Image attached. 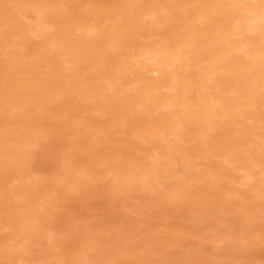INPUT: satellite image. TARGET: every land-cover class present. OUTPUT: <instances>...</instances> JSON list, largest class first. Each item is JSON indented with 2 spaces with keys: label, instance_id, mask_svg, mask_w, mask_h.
<instances>
[{
  "label": "bare ground",
  "instance_id": "6f19581e",
  "mask_svg": "<svg viewBox=\"0 0 264 264\" xmlns=\"http://www.w3.org/2000/svg\"><path fill=\"white\" fill-rule=\"evenodd\" d=\"M69 1H9L7 4L10 6L11 14H0V31L2 32L0 39H4L3 41L1 40L0 49L7 56H13L12 58L14 59V61L12 58H10L12 61H7L8 58L6 61L3 60L6 63L2 64L4 66L0 68V110L5 116L8 115L6 120H3L0 124V171L5 170V168L7 169V186L9 184V186L13 187L14 185L15 189L12 193H7L4 192L6 189L0 187V197L3 198L1 202L4 209V217L0 220V228H7L10 231L9 235L0 237V256L4 255L7 257L8 252H11L13 248L22 246L25 244V241L29 240V236L39 233L45 239L50 249L56 248L59 244H57L58 237L61 236L57 233L58 231L56 232L54 228L50 227L39 229L40 223L38 221H40L39 218L43 212V202L46 201H43L44 197L56 196L55 194L56 192L58 193L60 188H68V190L74 188L71 190L81 192L83 191L81 189L85 186V181L83 182V186L82 182L79 181L80 179L95 182L102 176L101 173H94L90 169L89 163L91 162L89 158L85 161L79 160L78 154L74 152V149H80L79 140L68 148V150L70 149L68 156L58 157L64 159H61L59 165L56 164L57 162L55 163L50 172L51 177L47 181H45V173L48 170H34L31 168L34 171H29L32 155L28 147L33 144V141L29 140L30 138H27L28 141L25 140L22 135V130L29 133L28 116L22 112H27L29 108L38 110L39 113L45 112L46 108L52 107L49 106L50 103H56L59 100L63 101L67 94L61 89L57 82V79L58 81L61 79L57 77V74H54L53 70L48 77H39V74L37 75L36 73L35 75L33 73V78H30L29 83L26 84L23 81V79H26V77L23 78L24 75L31 73L32 70L30 68L33 65L30 62L25 63L26 61H23L26 58L24 56L27 55L24 51H18L23 50V48L26 50L27 48L25 47L26 38L20 37L26 34H30L38 39L48 36L47 45L44 46L43 44L42 47L41 44V48L47 49L43 50V52H57L58 57L56 58H58L62 65L63 72H66L69 76L67 77L69 80L66 78L67 83L69 81L70 84L71 81L76 82L77 80L75 81V79L80 78L81 76L79 77V75L87 70L108 67H106L105 71H109V74H106L107 72L102 70L105 84L100 89L86 86L85 88L82 87L83 89H79L78 92L73 91V93H77L76 97H80V101L82 100V103L85 104L81 113L101 112L103 115L109 116L108 123L111 124L110 127L112 128L127 126L132 121L139 123V117H144L143 120L140 118L142 120L140 123L144 127L137 134V137L143 142L150 143V150L143 158H147V160L152 159L154 162L152 161L147 164L142 160L134 162L130 157L128 158L131 159L129 161L122 157L121 154H119V156L121 155L120 158H124L125 160L119 161V158H117V161H115L116 156L114 155L99 154L100 160H102L100 161L101 163L96 165H107L105 167L107 169H104L106 172L103 174L104 178L105 176L107 177L105 179H108L113 192L118 194L120 192L123 193L125 190L132 192L143 189L147 191L144 194H156L158 200L163 197V194L169 198L173 197V199L182 200L185 197L184 189L190 188V185L199 182L201 184L206 183L210 178L214 180L224 179L236 184V186H245L243 187L244 189L248 187L246 189L248 190L246 191L247 193L243 190L242 193H245L244 195L237 193L239 189L231 192V189L228 187L229 189L226 190L228 198L225 201L231 206L234 205L232 203L234 196L242 197L241 201L244 207H241L242 204H240V207L238 205V209L236 206L234 207L240 213L239 215L242 216L243 220L241 223H244L242 225L243 229H247L246 226L248 225L249 227L257 219L264 220V216L260 214L264 212V115L260 116L256 114L257 110L253 109L262 107L263 110L261 109V111L264 113V0H192L193 6H191V9L188 3L182 4L180 22L173 28V31L176 30L178 32L175 31V35L168 36H165L163 32L164 27L171 24L175 13V6L177 5L176 2L182 0H116L114 5L107 9L99 7L98 3L94 2L92 6L91 3L84 1V4L89 3L92 6L90 8L88 6L87 9L91 13H85L84 17L76 24L71 22V15L69 16L67 11L62 10L63 7H68ZM172 1H175V4H171ZM78 4L81 5L82 2ZM30 15H33L31 18L36 20L35 23H31ZM147 21H150L149 28L146 27L147 30L151 29L153 31L148 34V37H152L154 40L142 42L137 36L146 38L144 28ZM4 27L11 28L9 30L12 31L13 29V31L9 32L8 30L5 33ZM71 31L72 34L74 32L78 33V39L74 37L72 44L63 42V35L70 37ZM13 36H15L16 41H13ZM17 36L19 37L18 40ZM8 37L10 39H7ZM36 53H34L35 56L38 55ZM5 54L4 56H6ZM42 58L41 60L45 61V58ZM36 62L38 63V61ZM15 63L17 66L19 65L18 68L21 67L19 68V73H25L21 79L17 77V82L13 80V78L15 79L13 73ZM109 68L112 70H109ZM190 70L191 74H187ZM99 79L102 78L100 77ZM63 80L65 81V79ZM74 84L71 85L74 86ZM127 90H131L133 92L132 95L122 98V94H125ZM66 91L68 92V89ZM191 91L197 92L194 98H191L193 94L192 96L189 95V93H193ZM199 98L201 100H198ZM65 104L64 101L60 103L59 109L62 112L61 115H67L66 117H70L71 119V123L67 124V127L69 126L71 130L67 135L68 137L74 138L76 141L77 135H80V133L85 135V133L91 130L95 131V129L101 132V134L104 133V130L95 126L93 122L85 119L81 120V118L74 116L73 113L71 114V111L66 108L67 104ZM163 111H167V114H164L165 116L162 117L160 116L163 114L155 117L158 118L157 120L159 121H157L154 115H158ZM136 112L139 114V117L136 115ZM258 112L260 111L258 110ZM78 116L81 117V115ZM239 116L244 118L243 122H252L253 132H255L254 129H259L263 133L258 137L259 134L254 135L251 132V127H249L251 133L249 132L248 134H253L255 139L253 137V140L248 138L252 140H248L251 143H247L246 139L247 144L240 141L239 144L227 145L226 141L223 142L219 138L221 141L219 142L218 140L220 147H224L225 149V151L220 150L221 152L224 151L221 159L230 167L228 174L224 173L225 175L221 176L218 171L219 167H217L213 172L209 169L208 171H204L205 173L203 172L204 174L202 173L203 175L201 176L194 175L195 172L196 174L200 172V162L199 164L192 163L190 158L196 157L191 156L184 149L182 150L183 154L180 153L182 155H179L184 165L181 167L177 165V157L174 155L176 149L173 147L176 143L174 144L173 142L181 141L184 143L190 139H187V133L192 128L187 131V123L192 120L198 121V124H202L205 131L207 130L206 134H208V131H218L220 128L218 122L223 121L227 125L238 123ZM242 118H240V122ZM186 120L189 121L186 122ZM240 126H243V124ZM203 128L202 130L200 128V131L198 127L194 134L204 135L205 138H208L206 134L201 133L204 130ZM238 129L236 128L237 131ZM231 131L229 130V132ZM247 131L249 130L247 129ZM247 131L245 132L247 133ZM262 131H259V133ZM117 132L121 133L119 130ZM91 134H93V137H97L99 133L95 131L94 133L91 132ZM235 136H238V134H235ZM43 137L41 136L40 138L43 139ZM170 137L175 138L171 140ZM215 137L218 138V135L216 134ZM224 137L226 136L224 135ZM224 137L221 139H224ZM40 141V139H37L35 143L43 142ZM235 141L237 142V140ZM182 144L181 146H184ZM209 145H207L208 148L204 146L203 150L201 149L197 153H201V155L205 152L209 153ZM246 145L251 146V150H248L249 152L246 149L249 146ZM215 146L218 147L217 145ZM242 148L246 150V153L239 156L240 154L238 153ZM90 150L85 151L86 154L93 153V149ZM218 156L217 159L219 158ZM108 160H110V163H108ZM1 166L6 167L2 168ZM176 166H179L180 170ZM230 172L240 173L241 178L239 179L241 181L231 176L232 173L230 175ZM0 174H3V177L5 175L3 172H0ZM102 177L100 180H102ZM234 188L232 187L233 190ZM250 191L253 193L252 195L248 193ZM58 196L57 194V198ZM20 199L24 200V202H13ZM50 199L52 198L49 197L48 201L53 200ZM155 201L157 200L155 199ZM155 203L157 206V202ZM238 203L235 204L237 205ZM128 207H125V209ZM52 208L55 207L52 206ZM238 213H236V216ZM222 223L220 224L222 225ZM236 225L238 224H232L233 227ZM214 226H211V228L206 227V232L208 230L211 231ZM232 226H227V228ZM240 227L237 228V232H239ZM235 232H233L235 235L230 232L221 233L222 235L219 234L213 240V243H224L222 248L225 246L226 248L224 249H231L230 251L236 249L237 253L240 252L241 254L249 245H247L248 237L254 235H246L244 230L242 233L244 232L245 235L239 233L236 235ZM42 237L39 236V238ZM91 238L88 235V237L81 240L85 251L88 247L90 250L94 246ZM206 239L209 240L210 238ZM125 240L130 239L125 238ZM202 240H204L203 236ZM119 243L120 245L118 246L121 247L122 244L121 242ZM126 246L125 244L121 248ZM213 247H211L212 250L215 248L219 249L217 246ZM126 248L127 250L129 249L128 246ZM126 248L120 252L117 250L116 253L122 255L126 251L125 253L127 254L129 250L127 251ZM157 249L156 252H158ZM224 249L221 250L226 251ZM74 251L76 252L75 249ZM83 251L74 254L73 257L61 254L55 257L43 258L38 263H33L22 258L20 264H57L65 260H67V264H92L94 256L91 257L87 253L84 256L88 260H81L84 254ZM222 251L219 254L214 253V255L212 251V253L207 255L211 259L215 256V259L213 258L212 261L215 262L217 260L216 264H224L227 262L225 258L226 260H231L232 257L227 256ZM241 257L243 256L237 254L235 259L240 260ZM206 258L204 262L209 259L207 256ZM235 259L233 260L235 261ZM254 259L253 262H255ZM260 259L262 260L263 258ZM222 260L225 262L222 263ZM162 261L159 262L164 264L165 262ZM170 261L172 260L170 259ZM210 261L203 264H210ZM253 262L251 259V263ZM263 262L264 260L260 264H263ZM197 264H200V262L198 261Z\"/></svg>",
  "mask_w": 264,
  "mask_h": 264
},
{
  "label": "rangeland",
  "instance_id": "374dc122",
  "mask_svg": "<svg viewBox=\"0 0 264 264\" xmlns=\"http://www.w3.org/2000/svg\"><path fill=\"white\" fill-rule=\"evenodd\" d=\"M9 1H18V0H0V14H4V13L5 14L10 13L11 14L10 6H9V4H7ZM19 1H27V0H19ZM50 1H52V0H50ZM84 1L91 3V5L94 2L98 3L99 7H104L105 9L112 7L114 5V3L116 2V0H87V1L86 0H70L68 2L69 4L67 5L68 7H63L62 10L67 11L69 16L71 15L70 20H71V22H73V24H76L80 19H82L84 17L85 13H91V12L87 11V9H88V6L90 8L94 4L92 6H90L89 3L84 4L85 3ZM191 1L192 0H182V1L176 2L177 5L175 6V13L173 16V20H172L171 24H168L164 27L163 32H164L165 36L175 35L176 30L173 31V28L175 26H177L180 22L179 19H180V16L182 15V13L180 12L181 11L180 9L182 7V4L188 3V5H190V9H191L192 8L191 6H193ZM81 2H82V4H81ZM78 3H80L81 5H79ZM171 4H175V1H172ZM72 7H74V8H72ZM85 7H86V9H84ZM69 8L70 9L72 8V9L70 10ZM32 16L33 15L29 16V18L32 20L31 23H35L36 20L34 18L32 19L31 18ZM198 25H200V24H198ZM106 26H107V24H106ZM108 26H109V24H108ZM149 26H150V21H147V24L145 25V28H144L145 30L143 29L144 35L146 36V38L143 36H137L140 41L150 42L151 39L154 40V38L148 37V34L153 32L151 29L147 30L146 27L149 28ZM3 29L6 30L5 31V33H6L11 28L4 27ZM3 29H1V30L3 31ZM12 31H13V29H12ZM12 31L9 30V32H12ZM176 32H178V31H176ZM1 33L2 32L0 31V34ZM1 36H2V34H1ZM15 36H13L12 38H14ZM69 36L70 37L63 35V37H64L62 39L63 42H68V43L72 44L74 42V37H75V39H78V33L77 32H74L72 34V31H71V34H69ZM20 37L26 38L25 39V41H26L25 47H27L26 48L27 51L24 48H23V50H18V51H24L27 54L24 56L26 58L24 60L23 59L22 60L24 62L26 61L25 63H27V62L32 63L33 64L32 67H34V68H32V67L30 68V70H32L31 71L32 77H31L30 76L31 73L30 74L27 73L28 75H26L25 73L22 74V72H21V74H20L19 68H21V67L18 68L19 65L17 66V64L15 63V67L13 68V73H14L15 79L13 78V80L17 82V79H18L17 77H19L21 79L22 75L25 74L23 78L26 77V79H28V81H26V79H23V81H25V83L27 84L33 78V73L35 75H36V73H37V75L39 74L38 75L39 77H41V76L48 77L51 75L50 73L53 70L54 74H57V77L59 79H61L59 81L57 79V82L59 83L61 89L66 92L65 94H67V96L65 97V99L63 101H64V103H66L68 105L67 106L65 104L66 108H68V110L71 111V114L73 113L74 116L81 118V120H84V119L87 121L89 120L90 122H93V124H95V126H98L102 130H104V133L101 134V132H99L98 130L95 129V131L99 133L97 137L92 136L93 134H91V132H93V133L95 132L93 130H91L88 133H85V135L80 133V135H77L76 141L74 138L72 139L71 137H68L67 135L70 133L71 130L69 129V126L67 127V124L71 123V119H70V117L67 118L66 117L67 115L66 116L63 114L61 115L62 112L59 109V104L63 102L61 100L57 101L56 103L55 102L50 103L49 106H52L53 108L52 107L51 108L49 107L48 109L46 108L45 112H42V113H39L38 110H35L32 108H29L27 110V112L23 111L22 113L23 114L26 113L28 116L27 119L29 120V127H28L29 133L22 130V135L24 136L25 140L28 141L27 138H30L29 140L33 141V144L28 147V149L30 148V150H31L30 153L32 155L31 156L32 162H31V165H29L30 168L28 166L29 171H34L35 169H39V170L40 169L41 170L46 169V170H48L49 172L47 171V173H45L46 174L45 175L46 176L45 181H47L51 177L50 172L52 170V167L55 166V163L57 162L56 164L59 165L61 163V159H64V158H58V157L68 156V154L70 153V149L68 150V148H70L73 144H75L79 140L78 143L80 145V149H74V152L78 154L77 156H78L79 160L85 161L87 158H89V161L91 162V163H89L90 169H92V171L94 173H101V175L103 177L101 176L102 180H100V178H101L100 177L99 180L95 181V182H91L87 179H84V180L80 179L79 181L82 182L83 186H84L83 182L85 181V186H84V188L81 189V190H83L81 192H78V190H71L74 188H71L69 190H68V188H64V189L60 188L58 193L56 192V194H55L56 196L53 197V195H51V196H45L44 197L43 201L46 200L47 202L46 201L43 202V207H42L43 212L40 215V218H39L40 221H38V223H40L39 229H42L45 227H50V228H54L56 232L58 231L57 233L61 236L58 237L57 244L58 243L59 244L57 245L56 248L53 247V249H50V247L47 244V242L45 241V239L41 235H39L40 233L37 234V232H36L37 235L29 236V240L24 242L25 243V244H23L24 246L22 245V246H18L16 248H13L11 250V252H8L7 257L4 255H1L0 256L1 257L0 258V264H20V260L22 258H25V259L33 262V263H38L39 260H41L43 258L55 257V256H59L61 254L62 255L65 254L67 257H69V256L73 257L74 254H76L78 252H82V250H84L83 251L84 254H83L81 260L82 261L88 260L84 256L85 253H87L91 257L94 256L92 264H163V263L159 262L161 260H163L165 262L164 264H166V263L167 264H169V263L170 264H197L198 261L200 262V264H203V263H207V261L209 262V260L212 261L213 258L215 259V256H213L211 259V258H209V256L207 254L212 253V251H213V255H214V253L219 254V252L221 253V251H222L221 249L226 248L225 246H224V248H222L224 243H218V244L213 243V240L216 239L219 234L222 235L225 232L231 233L232 230H233V232L236 231L235 232L236 235H238V233H239L241 235L246 234V235H254V236H251V237L249 236L250 239L248 237L247 245L248 244L249 245L247 248L244 249V252H241V254H243V255H241L239 251H238L239 253H237L236 249L235 250L232 249V251H230L231 249L228 250V248L224 249L226 251H222V253L225 252V254L227 256L229 255V257H232V259L226 260V258H225V261H227V262L224 263L225 261L222 260V263H224V264H260L262 262V260H264V220L263 219H257L255 222H253L251 225H249V227H248V225L247 226L245 225L247 229H245V228L243 229L242 225L244 223H241L243 220L242 216L239 215L240 213L237 212V209L240 207V204H242L241 207H244V204L241 201L242 197L234 196L235 198L233 197V200H232V203H234V205H232V206L230 204L226 203V201H225V199L228 198V195H226L227 189L230 188L231 192L235 191V189H239L237 193L238 194L241 193L244 195L245 193H242V192H243V190H244V192L248 191V190H246V189H248V187H246L244 189L243 187H245V186H240V185L236 186V184H234L232 182H228L224 179L214 180V179L210 178L206 183L204 182L201 184V182H199L197 184L190 185L191 186L190 188L189 187L185 188L184 189V196L185 197L182 200H176L175 198L173 199V197L169 198L168 196L166 197V195L163 194V197H161V199H159L160 202L157 199L158 196L156 194H154V193L144 194V192H147V191H145L143 189H141V190L138 189L139 191L135 190L132 192L125 190L123 193L120 192L118 194L113 192V190L110 188V183H109L108 179H105L107 177L105 176V178H104V174H103L106 172V170H104V169H107V168H105V167H107V165H102V166L96 165L98 163H101L100 161L102 160V159L100 160L99 154H102V155H104V154L108 155L109 154L110 156L114 155V156H116L115 161H117V158H119V161H123V159L126 158L129 161L131 159H133L134 162H138L139 160H142L146 164L149 162H152V161L154 162V160H152V159H149L150 160L149 161V160H147V158H145V159L143 158L144 155L147 154L148 151L150 150V143L143 142L139 139V137H137V134L144 127L140 123V122H142L144 117L143 116L139 117V114L136 112V115L139 117V120H138L139 123L132 121V123L128 124L127 126H123V127H119V128H112V127H110L111 124L108 123L109 116L107 117L106 115H103L101 112H97V113L96 112H90L89 114L84 113V112L81 113L85 104L82 103L83 102L82 100L80 101V97H78V98L76 97L77 93H73V91L78 92L79 89H81L82 87L85 88L86 86H93L95 88L97 87L98 89H100V87L105 84V82H104L105 79H103L104 73H102V72L104 71V72H107L106 74H109V71H105L107 66L105 68L102 67V69L95 68L94 70L90 69V70L85 71L86 73L84 72L83 74L79 75V77L81 76L80 78L75 79V81L77 80L76 81L77 84H76V82L71 81L72 85L75 83L74 86H72L70 84V81L67 83V79H68L67 77H69V76L66 74V72H63L64 71L63 67L60 64L58 58H56V57H58L57 52L54 53L55 51L54 52L47 51V52H49V53H47L46 51L43 52V50H47V49L41 48V44H42V47H43V44H44V46L47 45L46 41L49 39L48 36H45L46 38L43 37V38L38 39V38H34L30 34H26L23 37L22 36H20ZM7 39H10V37H8ZM18 39H19V37L17 36V40ZM1 40L2 39H0V43H1ZM13 41H16V38H14ZM37 48H38L39 53L37 52ZM39 49H41L42 52ZM2 53H4V51L2 52V50L0 49V60H1L0 61V68H2L4 66L2 64L6 63L5 61L7 60V58H8L7 61H12V59H13L12 58L13 56H7L5 53L4 54L6 56H4V54H2ZM34 53L38 54L41 57H39L38 55L35 56ZM21 54H23V53H21ZM55 54H56V56H55ZM10 58H12V59H10ZM36 58L39 60H37ZM41 58L42 59L45 58V61L41 60ZM48 59H49V61H48ZM3 60H5V61H3ZM40 60H41V62H40ZM13 61H14V59H13ZM35 61H38V63L37 62L35 63ZM37 65H39V66L41 65V66L39 67ZM24 67L28 68L27 66H24ZM35 67L36 68L38 67V68L36 69ZM15 70H17V71L15 72ZM109 70H112V69L109 68ZM97 71H99V72L97 73ZM187 74H191V70ZM63 75H64V77H63ZM97 77H99V78L101 77L102 79H99ZM63 79H65V81ZM67 84H69V86H67ZM65 88L68 89V92L66 91L67 89H65ZM72 89H75V90H72ZM70 91H72V92H70ZM191 92H193V91H191ZM132 93L133 92L131 90H127L125 92V94H122L121 97L126 98V97H128V95H132ZM74 94H76V95H74ZM192 94H193V96H192ZM189 95L192 96L191 98H194L195 95H197V92L189 93ZM75 98H77V99H75ZM198 100H201V99L199 98ZM73 102H75V103H73ZM55 105H56V107H55ZM253 109L257 110L255 112L256 114H259L260 116H262V114L264 115V113H262V111H261V109L263 110L262 107L261 108L260 107L253 108ZM255 110H253V111H255ZM258 110L260 112H258ZM161 114H163V115H161ZM164 114L166 115L167 111H163V112L159 113L158 115H154V118L159 117V115H161L160 117L165 116ZM78 115H81V117ZM7 117H8V115L5 116L3 114V112L0 110V124L2 123L3 120H6ZM66 118L70 121H68ZM140 118H142V120ZM240 118H242V116ZM240 118H239V122L237 120H235L236 122H238L240 124H238V123H235L234 125L230 124L232 128L230 127L229 124L227 125L223 121L218 122V125L220 126L218 131L217 132L216 131H208V134H206L207 130L205 131V129L203 128V125L198 124L199 123L198 121L192 120L187 124L185 123L186 127L188 126V128H186V129H188L187 131H189V129L192 128L188 132L189 134L185 130L187 133V139H189V138L191 139V137H193V139H191V140L189 139L188 141H185L186 143L185 142L183 143L181 141H178V142L174 141L173 142L174 144L176 143V145H174L173 147H174V149H176L174 155L177 157L176 158L178 161L177 165H179L180 167L184 165L182 160H180L181 157H179V155L183 154L182 150L184 149L187 151L188 154L196 157V158H194V157L190 158L192 163L199 164V162H200V166H201V167L199 166L201 168V169H199L200 172H198L197 174L195 172V174L193 173L194 175L201 176L205 173L204 171H206V170L208 171L209 169H211L210 171L213 172L214 169H216L217 167H219L218 171L221 174V176L228 174V172H229L228 170L230 169V167L228 166L227 163L223 162V160L221 159V156L224 155L223 153H224L225 149H224V147L223 148L220 147V144L218 143L219 138L223 142L226 141L225 143H227V145L239 144L240 141L247 144L253 140L252 137L255 139L254 135L259 134L258 135V137H259L263 133L262 130H259L256 128L257 130L254 129V131L256 132V134H255V132H253V129H252V122L250 123L248 121L249 122L248 123L246 121L247 124H245L246 122H243L244 118L241 119L242 120L241 122H240ZM155 119L157 120L158 118H155ZM152 121H154V120H152ZM157 121H159V120H157ZM187 121H189V120H186V122ZM146 122H149V121H146ZM241 123L243 124V126H240V125H242ZM139 124H140V126H138ZM245 125H247V126H245ZM197 126L199 127V130H200V128H201V130H202V128L204 129L201 133L206 134L208 136V138H205L204 135L194 134L197 131L196 129H198ZM249 127H251L252 130ZM70 128H71V126H70ZM108 128H109V130H108ZM229 128H231L232 131ZM236 128L237 129L240 128V129H238V131H237ZM247 129L249 131H247ZM118 130L121 133H118L117 132ZM229 130L231 132H229ZM244 130L247 131V133ZM250 130L252 133H254V135L248 134L250 132ZM191 131H192V133H191ZM259 131H262V132L259 133ZM227 132H229V133H227ZM239 133H243V134L239 135ZM216 134L218 135V138L215 137ZM219 134H220V136H219ZM235 134H238V136H235ZM195 135H196V137H195ZM224 135L226 137H224ZM41 136L42 137L44 136L43 139L40 138ZM45 136H46V138H45ZM222 137H224V139H221ZM170 138H171V140H174L175 137H170ZM248 138H251L252 140H250ZM37 139H40L43 142L40 141L41 143H35ZM204 139H205V141H204ZM215 139H216V142H215ZM246 139H247V141L248 140H250V141H248L246 143ZM256 139H257V137H256ZM220 140H219V142H221ZM235 140H237V142ZM73 141H74V143H73ZM223 142H222V144H223ZM182 143L184 144V146H181ZM178 145L180 148L181 147H183V148H181V150H180ZM207 145H209V147H210L208 149L209 153L207 152L208 155L206 152L203 153V155H201V153H197V152H200L201 149L203 150L204 146H205V148H208ZM215 145H217L219 148L216 147ZM246 146H249V145H246ZM211 147H213V148H211ZM249 147H246L247 151L249 149L251 150V146H249ZM186 148H188V149H186ZM82 149H84V150H82ZM90 149H93V153H91L89 155L86 154L85 151H87V150L91 151ZM94 149H96V150H94ZM244 149H245V147H244ZM244 149L243 148H242V150L240 149L242 152L239 151V153H238V154H240L239 156H242L246 153V150H244ZM177 150L180 152H178ZM220 150H224V151L221 152ZM65 151H67V152H65ZM96 151H98V152H96ZM112 152H115V153H112ZM94 153H96L98 155H96ZM180 153H182V154H180ZM212 153H213V155H212ZM119 154H121L122 157H124V158L123 159L120 158L121 155L119 156ZM204 154H206V156H204ZM214 154L216 155V157ZM212 156H214V157H212ZM217 156L219 157L218 159H217ZM129 157L131 159H128ZM55 159H56V161H55ZM216 159H217V161H216ZM119 161H118V163L120 164ZM108 163H110V160H108ZM91 164H92V167H91ZM179 166L178 167L176 166V168L178 170H180ZM5 167H2V168H5ZM31 168H33L34 170ZM96 169H100V170H96ZM220 169H222V170H220ZM0 170H1V168H0ZM0 172L1 173L3 172L5 174L4 175L5 178L3 177V174H0V187L6 189V190H4V192L12 193L13 190H15L14 185H13V187H11L8 184V186H7V183H6L7 182V179H6L7 178L6 177L7 169L5 168V170L0 171ZM231 173H232V175H231ZM230 175L234 176V178H238V181H241V179H239V178H241L240 173L236 174L234 172H230ZM218 183H220V184H218ZM5 185H6V187H5ZM232 187L233 188L236 187V188H234V190H233ZM223 188H224V190H223ZM11 189H12V191H10ZM65 189L67 190V192ZM248 193L250 195L253 194L251 191ZM57 194L59 195L58 198H57ZM164 195L167 199L164 197ZM49 197L52 198L53 200L50 199L52 201H48ZM2 199L3 198L0 197V220L3 219V217H4V209H3V204L1 202ZM150 199H152V200H150ZM155 199L157 201H155ZM13 202L14 203L24 202V200H22V199L14 200ZM143 202H144V204H143ZM155 202H157V204H158L157 206H156ZM235 203H238V204L236 205ZM125 204H126V206H125ZM229 205L231 207H233L234 209L231 208ZM238 205H239V207H238ZM52 206H54L55 208H52ZM234 206H236L237 209ZM125 207H128V208L125 209ZM227 209H229L228 210L229 212L227 211ZM230 210L233 212H231ZM235 212L238 213L237 216H236ZM260 214H261V216L262 215L264 216V212H262ZM232 219L234 220V222ZM225 221H228V222H225ZM238 222H240L241 224ZM220 223H222V225ZM231 223L234 225L235 224H238V225L233 227ZM228 224H230V225H228ZM217 225H219V226H217ZM211 226H214V228L211 231L208 230L206 232L205 228L206 227L211 228ZM227 226H232V227L227 228ZM239 226L242 227L245 234H244V232L242 233L243 230L241 229V227L239 229V232H237L238 231L237 228ZM0 227H1V222H0ZM235 227L237 230L235 229ZM230 229H232V230H230ZM228 230H230V231H228ZM248 230H250L249 231L250 233L248 232ZM233 232L231 234L235 235ZM9 234H10L9 229H7V228L1 229L0 228V237H3L4 235H9ZM88 235L90 238L92 237L91 241H92L94 246L92 248H90V250L88 247L87 250L85 251V247H83L84 245L81 244V240H83V238L88 237ZM204 235H206V236H204ZM39 236L42 238H39ZM202 236H203L204 240H202ZM205 237L208 239L210 238L209 240H211V238H212V240L209 241ZM125 238H129L130 240H125ZM119 242H121L122 246H125V244L128 246L129 252H127V254L125 253L126 251L122 255L120 253H116L117 250L120 252L122 249L125 250V248L127 247L126 246L124 248H121L122 246L121 247L118 246V245H120ZM146 242H148V243L146 244ZM211 244H214V245L211 246ZM219 244H220V246H219ZM116 246H118V247H116ZM144 246H145V248H144ZM148 246H149V248H148ZM213 246H217L219 249L215 248L212 250L211 247H213ZM74 249L76 250V252L74 251ZM156 249L158 252H156ZM126 250H127V248H126ZM160 251H161V253H159ZM229 251H230V254H229ZM233 251H234V253H233ZM236 253L240 256H243V257H241L240 260L239 259L236 260L235 259V257L237 256ZM218 254H215V255H218ZM232 254H234V255H232ZM205 255L209 259L204 262V260L207 259ZM210 256H212V255H210ZM2 257H4V258H2ZM164 257H165V259H163ZM254 258H256V259H254ZM260 258H263V259L261 260ZM170 259L172 261H170ZM233 259H235V261ZM251 259H252V262H253V259L255 262L251 263ZM165 260H167V261H165ZM259 260H261V261L259 262ZM211 261H210V264H211ZM66 262H67V260H65L64 262H59L57 264H67ZM216 263H217V260H215V262L212 261V264H216ZM263 264H264V262H263Z\"/></svg>",
  "mask_w": 264,
  "mask_h": 264
}]
</instances>
